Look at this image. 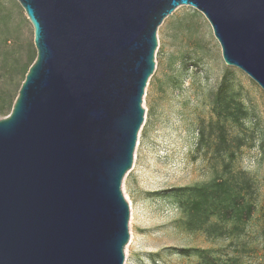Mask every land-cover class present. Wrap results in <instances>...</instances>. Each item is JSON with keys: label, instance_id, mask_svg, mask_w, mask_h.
<instances>
[{"label": "water", "instance_id": "1", "mask_svg": "<svg viewBox=\"0 0 264 264\" xmlns=\"http://www.w3.org/2000/svg\"><path fill=\"white\" fill-rule=\"evenodd\" d=\"M35 62L0 118V264H124L122 183L144 123L158 29L181 6L264 90V0H16Z\"/></svg>", "mask_w": 264, "mask_h": 264}, {"label": "rangeland", "instance_id": "2", "mask_svg": "<svg viewBox=\"0 0 264 264\" xmlns=\"http://www.w3.org/2000/svg\"><path fill=\"white\" fill-rule=\"evenodd\" d=\"M0 10L11 16L9 48L24 49L34 41L33 26L19 3L5 1ZM157 37L156 68L143 98L144 123L122 183L131 212L124 264H197L196 257L179 254L197 248L223 250L239 256L242 264H264V90L224 62L211 24L193 7H178ZM225 74L248 114L243 131H232L246 144L234 165L249 174L256 189V212L237 240L188 232L179 223L176 202L167 195L214 177L212 164L219 163L197 151L198 130L213 117V93Z\"/></svg>", "mask_w": 264, "mask_h": 264}, {"label": "trees", "instance_id": "3", "mask_svg": "<svg viewBox=\"0 0 264 264\" xmlns=\"http://www.w3.org/2000/svg\"><path fill=\"white\" fill-rule=\"evenodd\" d=\"M9 1L16 4V0ZM10 14L0 10V117H7L18 97L26 75L35 62L34 41L23 47L7 46ZM25 53V54H24ZM213 117L201 122L197 151L211 154L219 164H212L214 177L202 183L174 188L168 197L174 199L180 212V224L188 232H201L210 239L237 240L246 232L256 212V189L253 179L235 168L244 138L232 133L243 131L247 110L231 90V78L225 74L213 93ZM180 255L194 256L197 264H242L239 256L223 250L182 249Z\"/></svg>", "mask_w": 264, "mask_h": 264}]
</instances>
